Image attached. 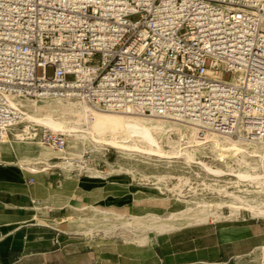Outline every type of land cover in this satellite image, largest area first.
<instances>
[{
    "label": "built area",
    "instance_id": "built-area-1",
    "mask_svg": "<svg viewBox=\"0 0 264 264\" xmlns=\"http://www.w3.org/2000/svg\"><path fill=\"white\" fill-rule=\"evenodd\" d=\"M11 97L264 141V0H0V141Z\"/></svg>",
    "mask_w": 264,
    "mask_h": 264
},
{
    "label": "rangeland",
    "instance_id": "rangeland-1",
    "mask_svg": "<svg viewBox=\"0 0 264 264\" xmlns=\"http://www.w3.org/2000/svg\"><path fill=\"white\" fill-rule=\"evenodd\" d=\"M52 73L53 70L49 69L48 74L52 75ZM39 74H41V70H39ZM226 78L228 79L229 75ZM155 119L158 120L159 118ZM24 129L23 123L19 127V132L16 133L22 134ZM31 130H33V127ZM36 130L44 129L37 127ZM181 131L184 134L189 133L188 129L184 127ZM158 138L160 145L165 151H171L172 146L177 143L183 145L182 147L186 146L185 142H182L178 131H167L162 135H158ZM11 139L16 138L11 137L6 141H10ZM36 141L41 142L39 139H36ZM14 145L19 160L23 162L22 165L35 169L46 167L43 160L34 159V153L23 150L17 143ZM67 145L65 153L55 152L61 158H55L54 162L62 163L66 160L69 162L70 159V162L74 163L73 167L68 171L71 177L85 178V174L81 173L80 167L78 168V165L82 164V159H84V161H87V165H91L93 169L100 173L107 175L112 172L110 179H115L114 181L112 180L115 183L111 186H108V180H99L97 182H99L100 187L87 193L92 197L98 196L91 204V207L94 209L89 207L83 213L73 212V216L75 214L76 216L72 217V220L75 218L87 224L83 230L85 234L94 236L95 232L103 231L104 235L109 236L120 228L126 232H130V234L137 238L145 233L149 236L152 235L154 238V235L158 233L196 225V228L191 227L178 234L190 236L197 243L215 244L216 242L217 244L218 242L221 245L223 235L228 238L231 235L227 236L226 233H231L243 236L241 240L235 241L238 242V246H241L244 240L247 241L246 236L250 234L249 232L254 230L249 226L260 225L264 228V219L253 218L244 209L239 210V213H235V210L230 205L240 204L235 202L234 198L225 195V192L222 191V188H225L224 191L227 189L229 193L247 201H264V184L261 189H258L255 183H238V179L232 176L217 178L208 174L201 166L188 164L184 159L180 158L134 156L124 159L127 156L119 154L112 148L104 149L95 157L89 150V144L83 145L69 141ZM5 149L4 145L0 146L1 158L5 157H2V154H6ZM195 159L196 162H204L212 167L227 170V168L222 167L215 154L208 149L197 151ZM230 162L231 165H237L234 163L235 161ZM108 163H112L115 166L114 170L111 169ZM249 163L253 166H260L259 162L252 159L249 160ZM50 173V171H46L47 176ZM157 188H159V191ZM216 188L217 190L221 189V191L217 192ZM105 190L106 192L104 193ZM106 193L108 194L106 195ZM114 196L119 199H116ZM58 202V204H62V207L70 205L68 199ZM39 203V208L45 209L51 206V203L45 200H38L36 202V204ZM53 204L57 206L55 202ZM43 212L44 215H47L51 211L44 210ZM216 215L220 216L219 220L213 221V217ZM229 216H232L234 219ZM40 223L46 224L42 220H40ZM140 224H143V227L138 228ZM145 224L150 225L149 228L152 229V232L146 230ZM223 225L230 226H228V230L224 227H219ZM256 232L254 234H257L264 241V232L259 229ZM260 248L261 250L264 248V243ZM261 250L262 261L259 263L263 264L264 251Z\"/></svg>",
    "mask_w": 264,
    "mask_h": 264
},
{
    "label": "crops",
    "instance_id": "crops-1",
    "mask_svg": "<svg viewBox=\"0 0 264 264\" xmlns=\"http://www.w3.org/2000/svg\"><path fill=\"white\" fill-rule=\"evenodd\" d=\"M5 152L2 157L6 158L0 156V264H260L262 261L260 246L264 241L254 234L258 229L264 232L260 225L249 226L254 230L241 246L235 241L243 236L231 233H226L231 235L228 238L223 235L221 245L197 243L190 236L178 234L196 225L158 233L153 242H145L149 236L146 233L137 238L120 228L109 236L103 231L95 232L94 236L85 234L87 224L72 220L76 216L73 212L83 213L91 207L98 196L87 193L99 188V182L73 178L58 165L46 170L51 172L48 176L46 172L34 176L29 171L35 168L22 165L16 151L8 147ZM67 199L71 206L58 204ZM36 200H45L51 206L39 208ZM44 210L51 212L44 215ZM228 226L219 227L228 230Z\"/></svg>",
    "mask_w": 264,
    "mask_h": 264
},
{
    "label": "bare ground",
    "instance_id": "bare-ground-1",
    "mask_svg": "<svg viewBox=\"0 0 264 264\" xmlns=\"http://www.w3.org/2000/svg\"><path fill=\"white\" fill-rule=\"evenodd\" d=\"M10 100L13 106L22 114V124L24 123L25 129L22 134H18L16 132H19V127L22 125L17 124L11 127L9 136L0 141V146L4 145L6 148L10 147L13 151H17L14 145L17 143L23 150L34 153L33 157L35 160H43L46 167L40 169V171H37V169H31L29 171L34 176L41 175L52 166L57 165L61 166L63 170H67L68 172L74 165V163L70 162V159L69 162H67L68 160L62 163L54 162L53 159L61 158L57 156L58 153L55 152L65 153V149L68 145L64 148L56 149L44 144L41 140V142L36 141L37 138H34L33 135L35 132H38L36 128L39 127L44 129L42 131L64 135L67 138V143L72 141L83 145L89 144V150L95 157H97L104 149L112 148L119 154L127 156L124 157V159L132 158L134 156H142L146 158H180L184 159L188 164L201 166L208 174L217 178L232 176L238 179V183L253 182L258 186V189L263 187L264 141L233 139L217 133H208L205 136H201L196 127L175 120L161 118H159L160 120H156L155 117L134 114L99 112L91 110L88 106L78 101H36L23 100L17 97H11ZM32 127L33 130H31ZM183 127L188 129V134H184L181 131ZM167 131H178L182 142H185L186 146L182 147L183 145L177 143L172 146L171 151H165L159 143L158 135H162ZM11 137L16 139L6 141ZM8 143H11L10 146L6 145ZM201 149H208L214 153L215 157L222 164V167L227 168V170L212 167L204 162H196V153ZM250 159L259 162L260 166L257 167L250 164ZM230 161H235L234 163L237 164L235 165L236 167L231 165ZM81 163L82 164L78 165V168L80 167L81 173L85 174L86 181L97 182L99 180H108V186L115 183L113 182L115 179H112L113 181L110 179L112 172L107 175L100 173L93 169L91 165H87V161H84V159H82ZM108 164L111 169L114 170L115 166L112 163ZM117 165L119 166V164ZM119 168L123 169L122 167ZM70 178L71 177H69V179ZM39 183L37 182V184ZM157 189L159 191V188ZM222 189V191L225 192V195L234 198L236 200L235 202L240 204L230 205L235 210V213H239V210L244 209L248 211L253 218L264 219V201H247L239 196L229 193L227 189L224 191L225 188ZM218 191H221V189H218L217 192ZM219 217L220 216L217 215L214 216L213 221H217ZM140 227H143V224H140L138 228ZM144 227L146 230L152 232V229L149 228L150 225L145 224ZM144 240L145 239H143L142 242H144ZM153 241V236L151 235L147 237L145 242ZM262 263L264 264V261Z\"/></svg>",
    "mask_w": 264,
    "mask_h": 264
}]
</instances>
